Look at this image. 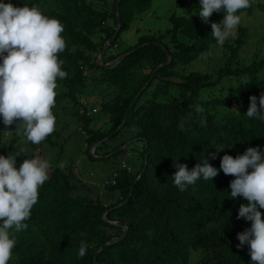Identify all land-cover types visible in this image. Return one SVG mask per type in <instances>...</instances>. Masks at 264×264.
Returning <instances> with one entry per match:
<instances>
[{
	"label": "trees",
	"instance_id": "trees-1",
	"mask_svg": "<svg viewBox=\"0 0 264 264\" xmlns=\"http://www.w3.org/2000/svg\"><path fill=\"white\" fill-rule=\"evenodd\" d=\"M94 1L0 0L15 7L36 5L62 23L60 35L66 47L57 58L63 61L61 70L68 73L64 79L56 78L55 131L33 144L18 133L21 121L5 125L0 117V156L19 154L15 164L19 170L24 159L37 158L44 143L56 147L60 133L68 130L60 112L72 107L76 113L71 119H77L86 136L85 165L112 161L141 143L140 168L134 173L125 161L127 167L122 166L105 186L119 199L106 204L88 193L75 195L78 180L65 164L58 166L63 163L61 151L54 170L38 189V203L25 221L28 228L14 233L16 245L8 264H255L249 245L237 247V234L252 226L237 219L240 205L248 201L232 199L229 184L235 177L225 175L220 164L224 155L236 158L248 147H259L264 153V121L246 116L249 98L259 100L264 93V55L247 63L239 58L249 37L241 27L234 45L223 44L230 52L222 66L211 73H188L194 62L218 45L211 23L224 17L223 11L214 12L209 23H203L198 16L200 0H176L188 17L173 14L166 32L144 35L136 45L115 54L112 50L119 49L122 34L152 8L154 0L120 1L121 31L112 44L119 0H99L98 7ZM250 5L237 15L254 16L256 11L264 15V4ZM104 48V66H100ZM167 52L172 61L162 66L168 61ZM83 95L101 98L100 110L111 125L108 130L91 128L90 105L81 101ZM130 129L129 140L108 148L123 130ZM203 159L219 170L212 181L201 177L184 191L174 186L173 163L191 170ZM260 211L264 220V209ZM81 240L89 247L78 258ZM192 252L200 254L194 263Z\"/></svg>",
	"mask_w": 264,
	"mask_h": 264
},
{
	"label": "clouds",
	"instance_id": "clouds-1",
	"mask_svg": "<svg viewBox=\"0 0 264 264\" xmlns=\"http://www.w3.org/2000/svg\"><path fill=\"white\" fill-rule=\"evenodd\" d=\"M250 6V0H200L198 16L207 24L214 12L223 11V20L211 23L212 37L222 46L241 22L238 10ZM63 31L58 19L44 15L36 5L15 7L11 3H0V117L5 125L21 121L16 128L18 133L37 145L55 131L56 118L52 109L55 106L56 78L68 76L61 70L63 61L57 58V53L66 47L60 35ZM249 100L246 116L264 121V93L259 100L256 96ZM196 110L201 111L199 106ZM18 155L0 156V264H8L12 258L16 245L14 233L28 228L25 221L30 219L31 210L38 203V189L48 179L46 160L24 159L17 170ZM262 157L264 153L259 147H248L236 158L224 155L220 164L225 175L235 177L229 184L232 199L243 197L248 201L240 205L237 219L250 221L252 226L237 234L240 242L237 247L249 245L251 260L256 264H264V220L260 211L264 209ZM173 165L177 171L171 179L180 191L201 177L212 181L219 174L207 159L191 170L186 164L175 162ZM58 166L63 168L64 164ZM88 247L81 240L78 258L85 256Z\"/></svg>",
	"mask_w": 264,
	"mask_h": 264
},
{
	"label": "rangeland",
	"instance_id": "rangeland-1",
	"mask_svg": "<svg viewBox=\"0 0 264 264\" xmlns=\"http://www.w3.org/2000/svg\"><path fill=\"white\" fill-rule=\"evenodd\" d=\"M94 3L97 7L100 4L99 0H95ZM250 3L252 5H258L264 4V1L250 0ZM173 14L188 17L186 11L177 4L176 0H154L152 8L145 14L138 16L132 24L131 29L122 34L118 42L119 49H113L112 52L116 54L118 50L123 51L125 48L136 45L144 35L166 32L172 27L169 18ZM109 25L111 27L115 26L112 20L109 22ZM241 27L248 32L249 37L246 45L239 53V58L244 63H247L251 62L256 55H264V15L256 11L254 16L247 14L241 16L240 24L226 40L229 45H234L235 40L239 37V28ZM229 52L224 45H217L211 48L208 53L203 54L200 61L194 62L187 72L199 71L211 73L214 69H218L225 63ZM91 89L92 87L90 85L88 90ZM100 99L94 95L89 97L83 95L81 97L83 103H89L88 105H90L88 115L92 118L91 128L108 130L111 125L107 122L108 115L100 110ZM60 113L62 115L60 118L61 121L66 124L68 123V130L60 133V139L57 140L58 144L56 147L52 148L47 143H44L38 152H36L37 158L41 162L46 160L49 164L46 170L47 175L54 170L57 163L56 158L62 151V161L65 164V170L68 172L72 170L74 177L78 180L77 185L79 191L75 192V195L88 193L93 199L99 198L106 204L115 203L119 199V195L111 194L105 189V186L107 183H111L110 181H113L125 161L134 173L139 170L142 161L141 155L139 154L140 148L142 147L141 143H134L132 145L133 150L128 151L112 161H96L93 165L90 163L85 165V163H88L85 155L87 147L86 136L81 130V125L77 119H71V114L76 113V111L72 107H67L61 110ZM132 133L131 129L123 130L120 134L121 136L115 142H112L108 148L112 149L122 142L129 140ZM125 148L126 146L122 147V150ZM94 151V148L91 149V153H94ZM191 254L193 263L200 258L199 252H192Z\"/></svg>",
	"mask_w": 264,
	"mask_h": 264
},
{
	"label": "water",
	"instance_id": "water-1",
	"mask_svg": "<svg viewBox=\"0 0 264 264\" xmlns=\"http://www.w3.org/2000/svg\"><path fill=\"white\" fill-rule=\"evenodd\" d=\"M120 1H121V0L118 1L117 7H116V12H117V28H116V32H115L114 36L110 39L109 44H112V43L117 39V37H118V35H119L120 31H121V19H120V9H119V3H120ZM105 50H106L105 48L102 50V53H101L100 58H99V61H98V65H100V66H104V65L102 64V58H103V56H104ZM167 56H168V61H167L166 64H164V65H162V66H165V65H168V64L171 63L172 58H171V56H170V54H169L168 52H167ZM110 66H111V64H110V65H106L105 67L109 68ZM141 92H142V91H141ZM141 92H140V94H141ZM136 101H137V98L133 101L132 105L130 106L129 111H128V113L126 114V116H125V118H124L122 124L120 125L119 129L117 130V132H118L119 130H121V129L123 128V126L125 125L126 120H127L128 116L130 115V112H131V110L133 109V107H134ZM108 140H109V138H106V139H104L103 141L98 142L97 144L94 145L93 148H94V149L97 148V146H99L102 142H104V141H108ZM121 150H122V149H120V151H121ZM126 234H127V229L125 230V233H124V235L122 236V239H124V238L126 237Z\"/></svg>",
	"mask_w": 264,
	"mask_h": 264
},
{
	"label": "built area",
	"instance_id": "built-area-1",
	"mask_svg": "<svg viewBox=\"0 0 264 264\" xmlns=\"http://www.w3.org/2000/svg\"><path fill=\"white\" fill-rule=\"evenodd\" d=\"M123 167H124V168H126V167H127L126 163H124Z\"/></svg>",
	"mask_w": 264,
	"mask_h": 264
}]
</instances>
